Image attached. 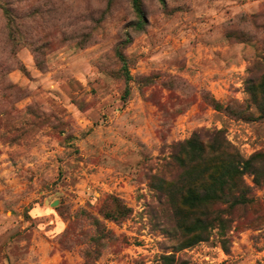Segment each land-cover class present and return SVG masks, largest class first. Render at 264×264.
I'll use <instances>...</instances> for the list:
<instances>
[{"label":"rangeland","instance_id":"rangeland-1","mask_svg":"<svg viewBox=\"0 0 264 264\" xmlns=\"http://www.w3.org/2000/svg\"><path fill=\"white\" fill-rule=\"evenodd\" d=\"M143 9L0 0V264H264L253 173L257 202L182 249L162 190L201 130L224 129L245 159L264 153L248 90L264 78V0Z\"/></svg>","mask_w":264,"mask_h":264},{"label":"trees","instance_id":"trees-1","mask_svg":"<svg viewBox=\"0 0 264 264\" xmlns=\"http://www.w3.org/2000/svg\"><path fill=\"white\" fill-rule=\"evenodd\" d=\"M132 3L136 13L142 16L143 0H132ZM117 55L128 80L131 77L128 59L122 49L117 50ZM248 90L264 113V78L258 85L249 83ZM180 146L173 160L181 172L176 178L164 180L162 190L173 200L174 216L183 236L178 248L182 249L207 239L215 228L225 231L235 209L257 202L245 174L255 175V186L264 185V153L256 152L245 159L239 148L227 139L224 129L201 130Z\"/></svg>","mask_w":264,"mask_h":264}]
</instances>
